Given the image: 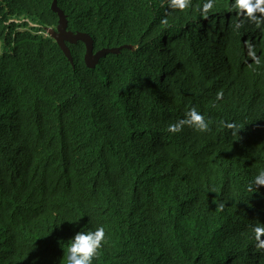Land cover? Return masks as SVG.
<instances>
[{
	"label": "trees",
	"instance_id": "16d2710c",
	"mask_svg": "<svg viewBox=\"0 0 264 264\" xmlns=\"http://www.w3.org/2000/svg\"><path fill=\"white\" fill-rule=\"evenodd\" d=\"M53 1L0 0V264H66L101 226L93 264H264V186L247 190L264 170V21L234 0H58L95 52L119 49L90 68L85 43L72 63L48 34ZM193 107L209 130L169 132Z\"/></svg>",
	"mask_w": 264,
	"mask_h": 264
},
{
	"label": "clouds",
	"instance_id": "9594fccd",
	"mask_svg": "<svg viewBox=\"0 0 264 264\" xmlns=\"http://www.w3.org/2000/svg\"><path fill=\"white\" fill-rule=\"evenodd\" d=\"M172 9H186L189 7L190 0H168ZM212 7V0H207L203 6V10L207 11ZM233 8L242 17H246L250 21L260 23L264 21V0H234ZM167 21H165L166 23ZM49 34V33H48ZM250 55H253L250 53ZM259 63V61H257ZM223 94L219 93L217 99H222ZM184 125H188L199 132H207L209 130V121L195 107L186 112L185 118L177 123L170 124L168 131L177 133L182 130ZM226 127L232 130L233 135L236 131H240L239 125L235 123H227ZM264 186V170H260L248 184L249 192H258L260 187ZM254 239L257 242L258 249H264V224H257L253 228ZM105 241L104 227H98L95 231H79L70 239L67 248L66 264H93V258L97 256L98 250Z\"/></svg>",
	"mask_w": 264,
	"mask_h": 264
},
{
	"label": "water",
	"instance_id": "95a60500",
	"mask_svg": "<svg viewBox=\"0 0 264 264\" xmlns=\"http://www.w3.org/2000/svg\"><path fill=\"white\" fill-rule=\"evenodd\" d=\"M52 9L59 15V23L56 28L46 27L47 32L53 37L59 44L62 51L73 63V55L69 43L76 44L82 41L86 45L85 62L90 68H94L101 58L110 53H117L119 49L116 48H104L95 52L94 41L91 35L85 32H72L68 29V19L65 12L58 6V0L53 1Z\"/></svg>",
	"mask_w": 264,
	"mask_h": 264
}]
</instances>
